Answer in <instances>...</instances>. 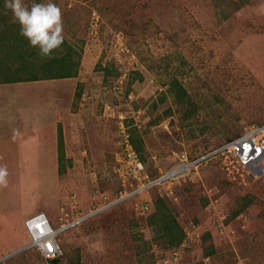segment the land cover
Listing matches in <instances>:
<instances>
[{
	"label": "rangeland",
	"instance_id": "374dc122",
	"mask_svg": "<svg viewBox=\"0 0 264 264\" xmlns=\"http://www.w3.org/2000/svg\"><path fill=\"white\" fill-rule=\"evenodd\" d=\"M54 2L79 71L65 47L44 59L33 48L19 60L34 67L0 74L75 76L0 89V264H264V176L233 179L216 160L177 172L182 153L264 125V0ZM38 213L65 226L54 262L29 246L23 221Z\"/></svg>",
	"mask_w": 264,
	"mask_h": 264
},
{
	"label": "built area",
	"instance_id": "2783aa9c",
	"mask_svg": "<svg viewBox=\"0 0 264 264\" xmlns=\"http://www.w3.org/2000/svg\"><path fill=\"white\" fill-rule=\"evenodd\" d=\"M127 158L129 164L133 163L131 164L133 172L141 168L142 164L137 161L132 149L127 153ZM178 158V173H191L201 163L216 160L233 179L235 176L243 178L244 175L262 177L264 174V125L251 127L244 135L220 145L201 157L189 159L185 153H182ZM167 175L154 183L169 178V174ZM24 225L30 237L29 246L38 250L46 261L62 255L58 237L65 226L53 228L43 213L28 218Z\"/></svg>",
	"mask_w": 264,
	"mask_h": 264
},
{
	"label": "clouds",
	"instance_id": "9594fccd",
	"mask_svg": "<svg viewBox=\"0 0 264 264\" xmlns=\"http://www.w3.org/2000/svg\"><path fill=\"white\" fill-rule=\"evenodd\" d=\"M4 8L11 12L13 22L19 25L20 34L32 48L39 50L42 57L52 58L54 51L63 45L62 10L54 0H31L30 5L26 0H4ZM7 176V167L0 166V184L7 183Z\"/></svg>",
	"mask_w": 264,
	"mask_h": 264
},
{
	"label": "trees",
	"instance_id": "16d2710c",
	"mask_svg": "<svg viewBox=\"0 0 264 264\" xmlns=\"http://www.w3.org/2000/svg\"><path fill=\"white\" fill-rule=\"evenodd\" d=\"M6 31H7V33H5ZM6 46L9 47V49H11L13 52L14 51H17V52L15 54H13L12 56L7 57V55L11 52L6 50ZM61 47H65V49L67 50V53H68L67 54L68 57H70L71 55H74L71 58V59H75V61H72L73 69H76L78 71V68L80 66L79 55L74 51V49H72V47H70L68 45V43L65 40H64V43ZM32 49L33 48L29 45L27 39H25L20 34V29H19L18 24L14 23V22L9 23V21H6L5 19L0 20V74H7V73L12 72V71L16 72L17 70H20V69H30V68H32V65L34 67L35 64H37V61L34 62L35 64L32 62L27 64V62H22L21 60H19V58H22L25 56L27 51L29 52L30 57L32 58V56H31V55H33V54H31ZM37 51L39 52L38 49H37ZM69 54H70V56H69ZM43 59H44V57H43ZM31 61H32V59H31ZM40 66L41 65L39 64L38 68ZM44 77H47V78H70V77H74V74H73V76L70 74L66 75V76H60L56 73H54V74L48 73ZM12 80H25V79H23L22 77L21 78H10V79L0 78L1 82H7V81H12ZM58 136H59V139L62 140L61 132H59ZM137 137L138 136L135 134V132L131 133V136L129 137V141H130V143H132L135 151L137 150L136 145H135L136 142H140V140L136 141L138 139ZM159 204H160V206L163 207V204L161 201H159ZM163 210H166V208L163 207ZM168 216H170V214L167 215V217ZM164 218L162 217V219H164ZM168 218H169V221L165 225V229H166L167 233H168V228H170V227H172V228L174 227V229H175L174 231H180L179 226L177 225L176 221L172 217H168ZM179 233H176V238L174 240L172 238H170L171 243H175V242L177 243V242L181 241L182 233H181V231ZM211 242L212 241H211L210 235L206 234L204 236V239H203V244H211ZM56 260H57V258L53 259V260H48V261L54 262Z\"/></svg>",
	"mask_w": 264,
	"mask_h": 264
},
{
	"label": "crops",
	"instance_id": "0c3cea01",
	"mask_svg": "<svg viewBox=\"0 0 264 264\" xmlns=\"http://www.w3.org/2000/svg\"><path fill=\"white\" fill-rule=\"evenodd\" d=\"M78 71H79V69H78ZM74 77H71V78H47V77H44V78H37V79L25 78V80H12V81H7V82H1L0 81V89L1 88H5V87L10 88L11 86L14 87V88H19V87L22 88V87H25V86L26 87L30 86L31 89H36L37 88V89L40 90V89H44V87H46L47 85L50 86V84H54V85L57 84V83L58 84L59 83L63 84L65 82H67V80L73 79ZM43 108H45V110H48V107H47L46 104L43 105L41 109H43ZM48 113H50V112H48ZM58 116H59V114L57 115L56 118L52 119L51 123L49 124L50 127H48V129L50 130V138L52 139L51 142H52V146L53 147H54V144H55L54 143L55 141H53V139H55V136H56L57 120L59 118ZM53 147L51 148L52 152L54 151ZM54 153H55V151H54ZM53 154H52V156H53ZM25 217L26 218H24V221L27 219L28 216L26 215Z\"/></svg>",
	"mask_w": 264,
	"mask_h": 264
}]
</instances>
